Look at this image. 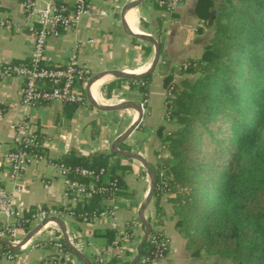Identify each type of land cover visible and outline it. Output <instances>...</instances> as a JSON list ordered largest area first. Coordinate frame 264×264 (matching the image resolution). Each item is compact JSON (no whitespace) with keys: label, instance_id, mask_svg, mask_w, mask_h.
Returning <instances> with one entry per match:
<instances>
[{"label":"trees","instance_id":"1","mask_svg":"<svg viewBox=\"0 0 264 264\" xmlns=\"http://www.w3.org/2000/svg\"><path fill=\"white\" fill-rule=\"evenodd\" d=\"M217 1L196 0L193 7L199 21L196 33L204 27H212L214 33L197 59L187 58L180 65V74L195 77H184L176 84L173 69L161 73L162 88L165 94L169 92L164 99V119L175 123L177 129L165 133L159 126L154 131L168 157L154 166L149 164L156 178L150 224L152 229L161 226L159 199L165 195L173 228L190 257L264 264V0ZM145 4L167 13L161 0H145L140 6ZM168 16L174 18L175 14ZM156 23L153 37L159 44V69L169 61L162 50L161 19H156ZM139 24L147 27L141 19ZM140 49L141 55L146 56L151 47ZM11 63L26 64L27 60ZM133 82H140L138 92L147 94L150 76L111 80L100 88V97L112 103L123 85L134 89ZM75 88L84 96L82 82L76 83ZM62 106L68 118L78 108L73 103ZM91 124L99 127L95 121ZM95 134L92 130L91 137ZM37 135L40 139L41 135ZM119 149L130 150L123 143ZM53 162L88 169L92 173L88 177L72 172L66 177L83 185L104 187L106 191L78 199L72 206L30 207L23 212V220H30L35 211L42 209L70 213L71 219L81 223L83 217L102 210L108 199L133 197L122 179L130 171L127 159L103 153L76 155L71 151ZM138 173L145 175L141 168ZM110 183L117 190L112 194ZM20 227L27 231L29 224L22 222ZM105 237L110 243L114 232L105 231ZM62 246L69 252L63 241ZM0 247L9 251L2 244ZM153 249L145 240L139 255L149 256ZM127 263L113 257L108 264Z\"/></svg>","mask_w":264,"mask_h":264},{"label":"crops","instance_id":"2","mask_svg":"<svg viewBox=\"0 0 264 264\" xmlns=\"http://www.w3.org/2000/svg\"><path fill=\"white\" fill-rule=\"evenodd\" d=\"M130 1L132 0H89V16L82 18L77 25L59 37L47 42L43 65L62 66L70 55L75 54L78 61L94 73L119 70L140 74L146 71L152 60V47L150 46L151 50L146 56H142L140 48L147 44L135 39L133 41V38L126 36L120 27V10ZM195 2L196 0H181L174 11V18H170L165 12L152 10L149 4L141 7V3L128 10L134 13L132 23L127 18L129 12L124 13L125 20L123 16L124 23L126 21L128 26L134 23L131 28L129 26L133 32L148 35H153L157 25L156 19H161L162 50L169 61L165 65L161 64L159 69L156 67L150 75L141 122L122 142L130 148L129 151H135L142 156L148 165H156L157 159L161 160L160 156H164L161 153L156 154L159 141L154 134L157 127L164 126L165 92L162 88L161 73L166 74L171 69L175 73L179 62L187 58L196 59L208 41L207 31L203 30L199 34L195 31L199 25L193 13ZM18 3L19 0H0V16L8 19L10 23L9 26L0 27V63L27 60L31 51L30 29L35 24L33 21H25ZM38 4L40 6L41 2ZM99 12L103 15L101 16ZM140 19L146 23V28L140 27ZM111 80L115 79L106 77L100 85L98 103L108 104L101 99L100 88ZM20 84L19 78L0 79V185L10 196L13 206L22 212L30 207L72 206L73 202L62 196V179L50 163L71 151L76 155L110 154L111 144L136 119V113L131 110L98 112L86 104L78 107L68 118L62 104L58 103L23 107L19 102ZM84 91L85 85L83 93ZM138 93V88L134 87L130 90L123 85L117 92L116 98L109 104L120 101L138 103L140 96ZM21 117H26L29 124L41 135V152L44 159L30 164L18 180L17 188H14L8 179V168L4 157L11 147L12 133L9 125ZM93 121L97 122L99 127L92 126ZM92 130L96 133L94 137H91ZM129 166L130 171H127L122 179L127 192L132 193L133 197L131 199L120 197L117 202L119 222L127 226L139 223L137 211L148 187L145 184L146 180L139 173L136 179L132 178V172H138L140 165L130 161ZM165 197L164 195L159 199L163 215L162 224L158 228L168 239V251L166 256L155 264H201V259L190 257L189 252L184 248L183 240L175 232L174 219L171 217L170 205ZM146 209L154 215L152 199ZM64 218H68L67 223ZM64 218L59 219L64 224L68 239L72 244L77 245L76 250L81 255L92 262L94 254L109 244L105 237V231H112L108 219H99L90 225H84L70 217ZM141 232L143 228H135L132 231L136 239L140 237ZM11 253L12 261L2 264H81L70 252H67L65 258L52 260L48 249L39 246H27L23 250L18 249ZM111 253L119 261H126L130 256L128 252H124L123 255L117 254L116 251ZM210 259L218 263L217 257ZM223 263L233 264L227 260H223Z\"/></svg>","mask_w":264,"mask_h":264},{"label":"built area","instance_id":"3","mask_svg":"<svg viewBox=\"0 0 264 264\" xmlns=\"http://www.w3.org/2000/svg\"><path fill=\"white\" fill-rule=\"evenodd\" d=\"M89 0H19L18 6L23 13L25 21H33L36 28H31L32 43L29 57L26 64H13L11 62L0 63V79L19 78L21 80L19 88V102L23 107H29L35 104L50 103H73L78 107L87 104L85 97L75 88V84L82 82L83 86L90 76L94 74L87 66L80 63L75 54L68 57L62 66L47 67L42 65L44 51L47 42L50 39L59 37L62 33L68 31L71 27L77 25L84 17L90 14ZM41 2L39 6L38 3ZM180 0H161L166 12L176 10ZM102 16L103 13L99 12ZM8 19L0 16V27L9 26ZM133 86L138 88L142 86L140 82H133ZM169 96V92H166ZM125 102L120 101L118 103ZM12 133L11 147L5 154L4 161L8 168V179L14 188H17L18 180L26 168L32 164L44 159L41 151V140L38 138L36 130L29 124L26 117H21L9 125ZM50 166L61 177L63 184L62 196L65 199L74 201L82 198H88L93 193H104V187L95 188L92 183L83 185L78 181H70L66 175L69 172L81 177H88L92 173L85 168L75 166L73 168L65 167L60 163L51 162ZM100 173V172H99ZM112 193L116 192L113 184H109ZM162 193V192H161ZM163 194V193H162ZM114 195V194H113ZM118 198L108 199L104 208L97 213H92L90 217H83L81 223L89 225L99 219H108L109 228L114 232L115 238L101 251L98 252L96 263L108 264L113 257L112 251L117 254H130L126 261L132 260L136 253V246L140 237L136 239L132 231L135 228H141L140 223L132 225H121L119 222V209L117 206ZM24 212V211H23ZM23 212L16 209L10 196L0 185V237L6 238L11 245H16L21 238L36 225L47 221L49 218L70 217L69 214L57 212L55 210L45 211L37 210L31 216L30 220H23ZM153 213L147 209L143 213L144 219L150 224L153 219ZM27 222L29 228L24 231L20 224ZM151 226V225H150ZM147 235L146 241L154 248L151 255L140 256L138 264H155L163 259L168 251V239L163 232L155 227ZM62 238L58 228L52 222H46L40 229L22 245L19 249L23 250L27 246L45 247L51 254V259L65 258L67 252L62 246ZM69 240V239H68ZM70 244L77 249L76 244ZM13 254L10 251L2 250L0 247V264L11 262Z\"/></svg>","mask_w":264,"mask_h":264},{"label":"water","instance_id":"4","mask_svg":"<svg viewBox=\"0 0 264 264\" xmlns=\"http://www.w3.org/2000/svg\"><path fill=\"white\" fill-rule=\"evenodd\" d=\"M143 1H145V0H132V1L126 3L125 5L122 6V8L120 10V27H121L122 32L126 36L133 38L137 41H140L142 43H145V44L152 47L153 56H152V60L149 64V67L146 69V71H144L143 73H140V74L127 72V71H119V70H106V71H100V72L94 73L86 81L85 91H84V96H85V100H86L87 104L98 112H119V111L131 110V111H134L136 113V119L118 137H116V139L111 144L110 150H109V153L112 155H117L121 158L137 162L140 165V167L144 170L145 175H146L147 180H148V187H147L146 194L143 198V201L139 205L138 211H137V220L142 225L143 232H142L140 240L136 246V253H135L134 257L132 258V260L129 261L127 264H134L138 260L140 248L143 245V243L145 242L146 237L151 230V226L144 219L143 213L146 210V208H147V206H148V204L152 198L156 178H155V174H154L153 170L150 168V166L148 165V163L146 162V160L142 156H140L139 154L132 152V151H121L118 149V145L120 143H122L123 141H125L131 135V133L133 131H135V129L138 127V125L141 122L142 116H143V110L139 104H136L133 102H126L125 101V102L114 103V104L97 103L94 100H92V98L90 97L89 88L98 78H101V77H108L111 79L135 80V79H141V78L150 76L154 72V70L158 64V61H159V44L157 43V41L153 37H151V35L141 33V32L133 33L126 26V24L124 23V20H123L124 13L126 11L137 7ZM46 222H52L58 228L65 247L67 248V250L70 252V254L76 260H78L81 264H93L92 262L87 260L83 255H81V253L79 251H77L70 244L68 237H67V234H66V231H65V228H64V224L57 217L49 218L47 221H44L43 223L33 227L30 231H28L22 237L20 242L16 245H11L9 243V241L4 237H0V244L4 245L9 251L15 252L22 245H24L26 242H28V240L36 233V231H38L40 229L41 225L46 223Z\"/></svg>","mask_w":264,"mask_h":264},{"label":"rangeland","instance_id":"5","mask_svg":"<svg viewBox=\"0 0 264 264\" xmlns=\"http://www.w3.org/2000/svg\"><path fill=\"white\" fill-rule=\"evenodd\" d=\"M216 3H218V1L217 0H214ZM180 3H181V0H180V2H179V5H180ZM178 5V6H179ZM177 9V8H176ZM175 11V10H174ZM174 11H171V12H167V14H169V13H172V12H174ZM203 30H205V31H207V36H208V41L205 43V45H208L212 40H213V37H214V33H213V29H212V27H204L203 29H202V31ZM199 34V33H198ZM151 37H153V35H151ZM154 38V37H153ZM155 39V38H154ZM204 45V46H205ZM202 51V50H201ZM201 54V53H200ZM200 56V55H199ZM198 56V57H199ZM197 57V58H198ZM196 58V59H197ZM181 63H182V61L181 62H179L178 64H177V66H176V71H175V73L173 74V81H174V83H176V84H178L179 83V81L181 80V79H183L184 77H186V78H188L189 80H192L194 77H195V75H182V74H180L179 73V68H180V65H181ZM140 96H139V101H138V103H136V104H139L141 107H142V110H143V108H145V105H146V95H142L141 93H138ZM164 95H165V97H166V94L164 93ZM101 102H102V100H101ZM109 104V103H108ZM177 129V125H175V123H173V122H171V121H166L165 119H164V126H163V130H164V132L165 133H169V132H173V131H175ZM158 148H157V152H156V154H159V153H161V155H164V156H160L162 159L161 160H166L167 159V157H168V153H167V151H165L163 148H162V145H160L159 144V146H157ZM132 152H135V151H132ZM136 153V152H135ZM157 156V155H156ZM157 158H159L158 156H157ZM157 162H159V160L157 159ZM137 163V162H136ZM141 168V167H140ZM142 169V168H141ZM143 170V169H142ZM144 171V170H143ZM137 171H133L132 172V178H134V179H136V177H137ZM141 177H143L145 180H146V182H145V184H147V186H148V180H147V177H146V175H144V176H141ZM64 221L67 223V221H68V218H64ZM151 222V221H150ZM82 224V223H81ZM92 224V223H91ZM90 225V224H89ZM164 234V233H163ZM165 235V234H164ZM101 251V250H100ZM97 254H98V251L96 252V254H94V257H93V259H92V263L93 264H98V263H96V258L98 257L97 256ZM166 256V255H165ZM206 256H202V257H200V258H198V259H201V264H222V261L223 260H219L218 259V263H216L214 260H211L210 259V257H207L206 259ZM195 259V258H194ZM197 259V260H198ZM221 261V262H220ZM225 263V262H224ZM223 263V264H224Z\"/></svg>","mask_w":264,"mask_h":264},{"label":"bare ground","instance_id":"6","mask_svg":"<svg viewBox=\"0 0 264 264\" xmlns=\"http://www.w3.org/2000/svg\"><path fill=\"white\" fill-rule=\"evenodd\" d=\"M130 11V10H129ZM129 11H127V12H129ZM127 12H126V14H127ZM126 14H125V16H126ZM125 16H124V20H125ZM127 18H128V20H129V22L130 23H132V21H133V19H134V13L131 11V12H129L128 13V16H127ZM125 23H126V21H125ZM134 24V23H133ZM133 24H130L129 26H130V28H131V25H133ZM126 25H127V23H126ZM128 26V25H127ZM129 26H128V28H129ZM129 28V29H130ZM133 30H134V28H132ZM131 30V29H130ZM132 31V30H131ZM133 32V31H132ZM133 33H138V32H133ZM105 79H106V77H101V78H98L91 86H90V88H89V95H90V97L92 98V100H94L95 102H99V99H97L98 98V89H99V87H100V85L105 81ZM96 93H97V96H96Z\"/></svg>","mask_w":264,"mask_h":264}]
</instances>
